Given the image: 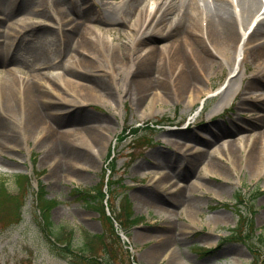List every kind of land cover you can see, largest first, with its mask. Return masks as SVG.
Here are the masks:
<instances>
[{"label":"rangeland","instance_id":"rangeland-1","mask_svg":"<svg viewBox=\"0 0 264 264\" xmlns=\"http://www.w3.org/2000/svg\"><path fill=\"white\" fill-rule=\"evenodd\" d=\"M113 1L118 0H82L80 4L82 8L84 6L83 12L92 13L100 11L98 6ZM69 3V0H31L23 11H19L20 7L16 4L5 5L2 8L3 13L0 11L2 15L8 16L9 21L25 16L30 18L26 19L25 27L21 29L15 40L16 46L9 54L14 57L13 64L6 63L2 66L0 62V86L8 83L9 78L14 77L23 81L31 78L34 72L48 73L47 83L55 88L56 94L53 90L50 92L45 89L44 85H40V89L50 98L46 100L50 102L48 103L50 112L54 116L51 115V124H49L58 133L60 132L59 134L68 136L66 140L74 143L76 150H81V153L85 152L91 157V162L78 161L69 165L64 164L60 161L59 153L49 151L46 140L41 141V132L22 133L17 128V125L22 128L21 116L13 113L5 115L0 111L1 125L11 130L16 137L11 147L1 149L0 178L6 180L7 190L11 194L17 192L18 185L19 198L24 199L20 219L14 216L13 211H7L9 208L0 211V264H79L73 263L68 257L56 255L39 225L32 221L30 213L32 195L25 186L26 182L20 181L17 184L16 176L19 173H28L32 186L36 180H40L44 185L46 197L56 202L50 210V220L57 227L72 230L73 244L85 241L87 236L105 233V241L108 237L107 242L114 248L111 257L116 264H264V240H260V237H264V174H252L245 165L243 145L249 144L250 140L244 137L241 124L250 123L253 119L248 117L249 110L238 107L239 102L245 105L254 99V95L258 100L264 98V88H259L251 94L242 93L246 81L256 78L251 76L254 68L252 61L247 59L242 62L243 43L255 23L261 19L264 21V0H261L258 10L252 15L245 28L240 30L235 47L228 53L219 49L212 53V50L201 47L212 59L216 61L221 59L218 60L221 65H214L203 75L197 71L196 76L200 77L199 88L180 92L174 82L176 75L168 70L156 78L158 83L165 86L163 96L155 94L156 88L138 95V90L129 89L130 74L135 61L128 68H110L108 67L110 59L107 53L101 50L98 60H93L89 55L85 57L97 63L98 67L91 68V71L97 72L108 81L110 97L106 99L100 95L93 96L84 86L85 90L82 89L79 93L82 102L74 107L67 102H78L79 94H75L74 87L70 83L63 82V78L67 77L71 82L72 78H76L74 82H77L80 81L77 76H83L85 80L80 82L90 85L87 74L93 73L88 72L86 67L82 69L70 64L71 46L69 45L64 51V47L59 44L53 17H58L56 7L63 9ZM155 7L154 0H142L139 3L140 11L143 9L152 11ZM113 11H117V7ZM116 15L120 21L118 25L106 24L104 20L96 17L91 19L92 21H87L86 17L81 18L82 22L77 28L89 31L91 38L89 35L86 37L90 39L92 45L95 44L94 49L97 53L99 45L105 44L113 51L125 54L126 47H132L131 45L136 43L135 38L130 42V37L139 33L133 29L138 15L135 14L126 20L120 19L118 13ZM164 41L157 38L151 41L158 47L157 53L159 52L160 58L170 47L163 44ZM45 47L48 53H41L42 59L30 57L37 51L42 52ZM179 48L183 49L182 55L184 54L183 61L180 60L179 63L183 66L185 62L189 69H193V48L191 46ZM137 53L143 54V52ZM131 55L130 59L133 58ZM38 61H45L46 66L34 67ZM177 70L178 68L175 72ZM262 77L263 75L259 78ZM190 99L193 100L192 104L189 103ZM202 100L204 103L212 104L211 109L215 110L214 114L210 115L208 110L192 118L194 115L190 112L199 106ZM214 104L217 106L214 107ZM88 117L90 118L87 126L98 125L96 119H102V122L109 120L100 143H92L90 139L85 138L82 128L86 125L78 126L71 120ZM182 118L191 121L189 128H183L185 123L178 122ZM262 120L264 122V115ZM150 122H159L160 125H157L153 131H145L141 137L135 138L133 140L135 144L131 142V138L120 140V135L129 132L131 127L139 126L144 129ZM206 125L209 126V130L205 128ZM216 126L219 127L215 129ZM262 128L258 127L257 131ZM229 129L238 131L230 132ZM178 132H183L181 136L184 137L177 136ZM167 133L178 140L176 146L164 141ZM200 137L205 140H201ZM228 140L235 142L236 146L241 141V156L236 169L221 147ZM258 142L259 146L261 142L259 140ZM129 147H133L131 151L128 150ZM197 147L203 148L204 151L198 156L196 165L190 169L184 168L186 163L181 158L176 161V168H169L175 170V174L171 173L163 163V158L168 157L170 151L189 152L188 149ZM218 148L224 155L215 151ZM110 150L113 159L109 163V168L113 173L108 172V180H117L118 185L115 191L108 193L109 204L120 214L123 213V217V208L126 204L130 206L132 215L141 216L135 224L124 222L127 225L124 231L118 229L119 232L127 234V240L124 238L126 240L124 242L128 248L122 246L123 250L119 249V246H114L110 237L112 235L109 223L105 222L102 215L100 216L91 205L86 204L83 200L84 194L81 192L102 180ZM31 157L34 158L33 161ZM152 159L156 164L147 162ZM210 159L227 167L228 179L214 172L205 171L204 168ZM261 160L264 161V156ZM138 161H144V165L134 171L133 167ZM164 173L169 174V182L164 180L159 182L160 176ZM154 185H158L159 190ZM168 186L174 190L180 188L179 192L183 199L182 203L171 206L172 211L157 210L151 205L143 206L133 196L134 193L144 191L145 188L157 189L161 191L162 196L168 193L175 195L176 191L164 194L160 189L169 188ZM239 198L241 201H238ZM185 200L194 202L198 208L187 206ZM240 214L251 218L253 231L245 235L248 231L241 225L235 230L241 239L231 238L228 235L237 227ZM168 222L175 224L171 225L178 240V243L174 244L175 248L166 252V246L160 245V253L150 258L145 257V250L158 245V239L155 237L142 239L137 233L155 234L165 230ZM182 230L186 231V239L180 238ZM94 239L96 243L93 246V253L98 254L104 250V238ZM207 248L210 250L204 253V249ZM175 255L178 258H175Z\"/></svg>","mask_w":264,"mask_h":264},{"label":"bare ground","instance_id":"bare-ground-1","mask_svg":"<svg viewBox=\"0 0 264 264\" xmlns=\"http://www.w3.org/2000/svg\"><path fill=\"white\" fill-rule=\"evenodd\" d=\"M21 1L22 0H11L10 2L11 4L18 5L20 7H18L19 11H23L31 0ZM69 1L70 3L66 5V8L63 10L60 7H56L58 12V21L56 19V23L60 24V29L57 30V36L60 45L62 48L64 47V51L69 45L72 48V54L69 56V63L74 66L77 65L82 67V69L86 67L88 72L93 74H87V81L91 83L90 85L80 82L85 80V77L83 76H77L80 79V81L77 82H74L77 80L76 78H72L73 81L71 82L67 77L63 78L62 81L68 84L70 83L76 90V92L74 91L75 94L81 93L82 89L85 90L87 87L93 96L100 95L106 99L110 97V91L107 86L108 81H105L103 77L97 74V72L91 71V68L98 67L96 65L97 63L87 59L85 55H89L93 60H98L99 53H101V50H104L110 59V64L108 65L110 68H128L135 61L132 65L133 71L130 74L131 87L129 89L138 90V95L149 89L156 88L155 94L163 96L165 86L162 83H158L156 78H159L162 73L168 70L176 75L174 82H176L177 88L180 92H184L187 89H196L199 88L198 80H200L199 75L196 76L197 71L203 75L209 69L213 68L214 65H221L219 62L221 59H218L219 61L212 59L209 55L204 53L203 48L201 47L212 50V53L217 49L228 53L235 47L240 30L245 28L252 15L258 10L261 2V0H154L156 2V7L152 11H145L144 9L140 11L139 3L142 0H118L105 2L103 6H98L100 11H94L91 13L87 11L83 12L84 6L82 8L80 4L82 0ZM0 2V11H2V8L5 5H8V2L5 0H1ZM116 7L117 11H113ZM116 13H119L120 18L124 20L126 18H131L135 14L138 15L134 29L139 31V33L131 35L130 37L131 42L135 38L136 43L131 45L132 47H126L127 52L125 54L123 52L117 53L105 44L99 45L97 53L94 49L95 44L92 45L90 39L86 37L88 35L90 36L89 31L86 32L83 28H77L82 22L81 18L86 17L87 21H92L91 19L96 17L102 21L104 20L106 24L114 23L110 25H118V22L120 21ZM26 19H28V17L25 16L9 21L6 14H4L3 17H0V62L2 66L6 63L13 64L14 59L10 57L9 54L11 50L15 48L14 40L21 32V29L25 27ZM263 22L262 19L256 22L254 28L248 33L243 43L244 57L242 62L247 59L252 61L254 68L251 76H256V78L246 81L242 93L251 94L255 93L259 88H264ZM155 38L165 40L163 44L170 45L166 54L161 58L158 56L159 52L157 53L158 47L151 42ZM180 46H191L193 48V69L190 68V70L188 64L185 62L183 66L179 63L184 55H182L183 49L180 50ZM130 49H132L131 51H133V53H130ZM137 52H143V54ZM41 53L47 54L48 49L45 47L42 49V52L37 51L35 54H31L30 57H35L34 59H42L43 55ZM130 54L133 56L132 59L129 58ZM157 57H159V59ZM149 61L150 63H148ZM174 61L177 62L175 63ZM45 66V61H38L34 64V67L39 68ZM177 68L178 70L175 72ZM261 75H263V77L259 78ZM48 77L49 76L46 72L38 71L32 73L31 78L23 81L14 77L9 78L8 83H4L0 86L1 113L5 115L10 113H20V119H22L23 116V121H21L22 128L20 131L22 133L41 132V141L46 140L49 151L58 152L60 155V161H63L64 164L69 165L77 163L78 161L86 163L91 162V157L88 156V154L85 152L81 153V150H76L75 144L66 140V137L68 136L59 134L60 132L58 133V131L50 125L51 115L54 116L53 113L50 112V104H48L50 102L46 100V98H50L42 89H40V85L48 84ZM71 77L72 76H70V78ZM52 89L54 94H56L55 88L52 87ZM81 98L82 97L79 94L78 102H82ZM253 98V100H250L245 105L240 102L238 104L239 108L244 107V109L249 110L250 113L248 117L253 119L250 123H246L245 125L241 124V131L245 133L244 137H247L250 140L249 144L243 145L244 162L252 174H264V161L261 160V157L264 156V122L262 120L264 115V98H259L258 100L256 95H254ZM189 103L192 104L193 100L190 99ZM71 104L76 106L77 102H72ZM216 106L217 104L214 105V107ZM214 112L215 110L210 109L209 113L211 115ZM89 118L90 117L71 120L78 126L86 125L82 128L84 129L82 132L85 135V138L90 139L92 143H100L102 141V133L107 130L109 120L106 119L105 122H102V119H96L99 124H96L94 127L91 125L87 126ZM234 121L235 120H232V122ZM260 126L263 128L260 129V131H257V128ZM218 127L219 126H216L215 129ZM232 127L236 126L232 125ZM205 128L207 130L210 129L208 125H206ZM229 131L234 132L238 130L229 129ZM181 133L183 132H178L177 136L184 137L181 136ZM167 134L168 135L164 136V141L170 145L176 146L178 140L175 137L172 138L170 133ZM253 136L254 138H252ZM241 137H243V135H241ZM257 137L261 142L259 146ZM15 140L16 137L14 133L11 130L6 129V127L2 126L0 123V152L2 151L1 149H6L8 146L11 147ZM201 140H205V138H201ZM221 147L224 149L225 154L227 153L226 155L229 157L231 165L236 169L241 156V141H239L236 146L235 142L228 140L225 142V145L222 144ZM219 150L220 148L215 149L217 153H220ZM188 151L189 152L170 151V155L163 158V163L168 169L176 168V161L181 158L186 163V167L184 168L190 169L196 165L197 158L202 154L204 149L197 147L188 149ZM159 156L160 155H157V157ZM152 157L153 156H151V158ZM147 162L156 164L153 159L147 160ZM143 165L144 161H138L134 165L133 170L137 171L142 168ZM204 169L210 173L214 172L224 179H228V176H226L227 167L216 161L210 159ZM169 170L171 173H176L175 170ZM53 174L56 175V172L53 171ZM161 180L169 182V174H162L159 178V182ZM154 186H157L158 188V185ZM160 189L164 194L165 192L172 191H176V194L170 195L168 193V195L165 194L162 196L161 191H158L159 188L158 190L145 188L144 191L134 193L133 196L142 203L143 206L151 205L157 210L165 209L166 211H172L171 206H176L183 202L182 196L179 192L180 188H177V190H174L171 187H163ZM185 202H187L186 205L191 208H198V205L194 202L188 200H185ZM169 223L171 224L169 225ZM171 225L175 224L173 222H168V227L165 230L158 231L155 234H146L143 232L137 233V236L142 239L151 237L158 239V245L151 246L145 250V257L150 258L151 256H156L160 253L161 247L166 246V252L175 248L174 244L178 243V240ZM181 237H186V231L182 230L180 233V238ZM175 258H178L177 255H175Z\"/></svg>","mask_w":264,"mask_h":264},{"label":"trees","instance_id":"trees-1","mask_svg":"<svg viewBox=\"0 0 264 264\" xmlns=\"http://www.w3.org/2000/svg\"><path fill=\"white\" fill-rule=\"evenodd\" d=\"M20 180H27L25 175H19L18 181ZM99 195L103 196V193L100 190V187H96ZM115 188V185H110V189ZM90 196V195H89ZM85 196V200L87 203H89L92 207L96 208L99 212L100 216L102 215V218L105 222H108L110 225V231L112 233L113 240L121 247L120 239L118 234L115 232L111 216L105 214L103 206L97 205V198L94 199L92 196ZM101 196V197H102ZM238 201H241L239 198ZM55 204L53 200L47 199L45 197V192L42 189V187H39V190L36 194V207L39 209V213H33V220L35 223H37L40 227V230L44 233L43 235L46 236L47 241L50 243L51 247L54 249V253L61 257H68L73 261V263H79V264H113L110 259L112 257H109L110 252L105 250V252L99 256V258L93 253V246L94 241L93 238H97L101 240V234L93 235V236H87L85 241H81L77 243L76 245L73 244L72 238H71V230L68 232H65L62 227H57L54 225L50 220V209ZM93 204V205H92ZM23 207V201H20L18 196L9 193L6 190L4 179H0V211H2L5 208H9L7 211L11 210L13 211L14 216L17 219H20V215L22 212ZM127 215L130 221L133 220L131 215L130 208L127 209ZM106 218V220H105ZM117 220L120 224H122V220L120 217H117ZM245 227V230L248 232L245 233L248 234L253 231V221L250 217H247L245 215L240 214L239 217V223L237 227ZM249 226V228H248ZM237 227L234 229L236 230ZM232 235H236L235 232L231 233ZM52 237V238H51ZM238 238L239 235H237ZM260 240H264V237H260ZM106 246V244L104 245ZM113 248L111 250V253L113 252ZM251 264V263H249Z\"/></svg>","mask_w":264,"mask_h":264}]
</instances>
